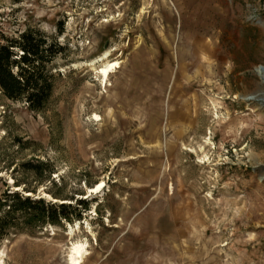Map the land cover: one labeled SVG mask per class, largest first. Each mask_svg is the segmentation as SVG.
Returning <instances> with one entry per match:
<instances>
[{
  "label": "rangeland",
  "instance_id": "rangeland-1",
  "mask_svg": "<svg viewBox=\"0 0 264 264\" xmlns=\"http://www.w3.org/2000/svg\"><path fill=\"white\" fill-rule=\"evenodd\" d=\"M29 26L65 49L41 110L0 94V217L20 192L72 220L20 216L0 264H264V0H0Z\"/></svg>",
  "mask_w": 264,
  "mask_h": 264
},
{
  "label": "trees",
  "instance_id": "trees-1",
  "mask_svg": "<svg viewBox=\"0 0 264 264\" xmlns=\"http://www.w3.org/2000/svg\"><path fill=\"white\" fill-rule=\"evenodd\" d=\"M56 35H49L40 28L27 27L17 34H0V94L12 101L25 103L32 110H41L54 90V79L60 76L56 59L64 51ZM12 199L8 209L0 217V234L7 227L17 226L20 216H28L38 224H61L60 220L71 221L65 202L47 203L43 198L34 199L20 192H7ZM87 200L79 204L87 209ZM0 206L3 202L0 198ZM81 217V213L76 214Z\"/></svg>",
  "mask_w": 264,
  "mask_h": 264
},
{
  "label": "bare ground",
  "instance_id": "bare-ground-1",
  "mask_svg": "<svg viewBox=\"0 0 264 264\" xmlns=\"http://www.w3.org/2000/svg\"><path fill=\"white\" fill-rule=\"evenodd\" d=\"M105 52H107V50ZM108 54L109 53L104 54L102 56V59L108 57ZM118 64H119L118 60H113V61H109L106 65L102 66V68L100 69V72L102 74L103 79H107L110 75V72H112V70ZM256 72L261 77L262 81L264 82V69H262L260 66H258V67H256ZM243 97L247 100H255V99H258L257 97H259V96L255 95V94H249V95H243ZM261 104L264 105V102H261ZM103 185H104V182L101 181L99 183H96V187L93 186V187H91V189H94V188L99 189ZM16 188H18V187H16ZM84 252H85L84 243H80V242L75 243L73 245V248H72L71 261L73 263H80L83 260Z\"/></svg>",
  "mask_w": 264,
  "mask_h": 264
},
{
  "label": "water",
  "instance_id": "water-1",
  "mask_svg": "<svg viewBox=\"0 0 264 264\" xmlns=\"http://www.w3.org/2000/svg\"><path fill=\"white\" fill-rule=\"evenodd\" d=\"M262 69H264V66H260ZM262 97L258 99L260 102H264V92L261 93Z\"/></svg>",
  "mask_w": 264,
  "mask_h": 264
}]
</instances>
